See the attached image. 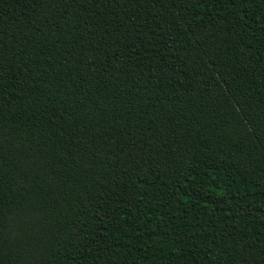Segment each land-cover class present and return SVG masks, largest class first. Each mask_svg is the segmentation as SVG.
Listing matches in <instances>:
<instances>
[{"label": "trees", "instance_id": "16d2710c", "mask_svg": "<svg viewBox=\"0 0 264 264\" xmlns=\"http://www.w3.org/2000/svg\"><path fill=\"white\" fill-rule=\"evenodd\" d=\"M0 264H264V0H0Z\"/></svg>", "mask_w": 264, "mask_h": 264}]
</instances>
